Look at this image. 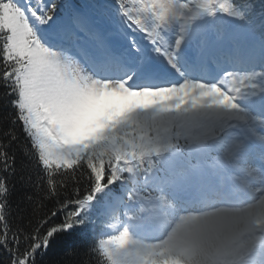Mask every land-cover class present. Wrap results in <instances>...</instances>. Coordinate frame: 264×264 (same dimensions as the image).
<instances>
[{"label": "rangeland", "instance_id": "1", "mask_svg": "<svg viewBox=\"0 0 264 264\" xmlns=\"http://www.w3.org/2000/svg\"><path fill=\"white\" fill-rule=\"evenodd\" d=\"M16 1H0V29L9 33V57L19 66L17 81L21 89L20 107L24 112L26 127L39 145L45 163L71 166L96 138L110 140L112 136L130 130L134 135L139 132L140 138L144 140L140 145V152L147 154L155 150L157 155L154 156V162L157 166L174 175L172 181H168L166 176L160 175L157 179L153 176L151 183L145 177L148 172L143 170L145 174L141 175L142 180L134 182L133 187H125L121 196L107 202L105 212L114 219L106 223L102 247L113 264H145L148 260L147 264H223L226 258L229 264H241L248 260L251 252L245 258L238 257L246 248L252 251L256 244L250 231L246 233L239 208H230L233 210L230 225L234 226L231 230L220 225L216 218L201 220L203 213L194 214L195 218L190 222L183 219L178 224L168 226L161 241L155 243L132 239L125 228L127 222L132 220L140 226L147 224L145 217L138 211V192L150 194L153 203L160 201L163 198L162 185L178 183L180 179L186 180L192 175L201 176L207 172L203 162L212 170H217L231 161L238 171L241 170V153L247 146L238 140L233 131V126L237 125L231 122L235 107L232 108L231 104L224 101L225 97L218 91L200 85L204 95L201 102L193 99L189 103L190 92L187 90L186 94H181L175 89V94H165L156 102L146 97L133 99L131 103H109L98 113H92L87 120L89 103L63 80L62 70L66 65L62 57L64 54L49 51L41 45L39 40L42 36L34 34V28L28 26L25 10ZM28 1L32 4L39 23L48 29L56 27L57 33L58 28L65 30L67 21L71 27H76L74 21L79 9L97 23L110 24L114 33L134 35L137 27H141L146 34L158 36L160 31L156 27V21L164 26L168 25L165 12L158 11L152 0ZM221 2L222 0L200 1L198 12L204 22L211 24L210 30H204L201 26L200 32L203 35L200 39L204 41L214 36L213 38L221 40L219 48L231 49L235 54H228L236 58L239 55L252 58L256 53L264 52V12L255 20L243 22L234 10ZM179 5H182L181 0L173 5L176 15L179 14ZM219 15L222 19L218 18ZM50 17L56 20L57 26L49 25ZM172 22L174 30H178L174 18ZM234 22L239 24L232 29L230 25ZM59 37L62 39L65 36ZM127 40L130 43L134 39L128 37ZM260 57L262 59L253 72L243 69L236 73V85L241 90H251L254 93L252 98L256 101L264 99V53ZM215 99L230 112L221 110L217 114L211 111L209 105ZM242 110L243 108H238V112ZM255 115V112H251L245 127L253 136L264 138L260 132L264 117L258 120ZM197 120L204 122V130L199 128ZM183 121L191 123L187 128H181ZM172 122L180 123L173 142H178V133L183 135L181 145L184 149L180 153L176 152L167 136ZM211 129H219L220 136L214 142V153L208 156L206 149L201 148L202 145L197 144L194 137L199 133L209 134ZM207 140L205 137L201 139ZM209 141L210 138L206 143ZM124 157L120 161L125 166L136 155L128 153ZM176 165L177 168L174 169ZM153 208L156 216H160L154 205ZM207 212L204 211V214Z\"/></svg>", "mask_w": 264, "mask_h": 264}, {"label": "trees", "instance_id": "2", "mask_svg": "<svg viewBox=\"0 0 264 264\" xmlns=\"http://www.w3.org/2000/svg\"><path fill=\"white\" fill-rule=\"evenodd\" d=\"M221 3L243 22L264 12V0ZM8 35L0 29V264H113L102 247L108 222L102 211L130 172L148 162L144 154L128 168L119 162L140 153L139 136L97 139L71 166L46 165L23 119Z\"/></svg>", "mask_w": 264, "mask_h": 264}, {"label": "bare ground", "instance_id": "3", "mask_svg": "<svg viewBox=\"0 0 264 264\" xmlns=\"http://www.w3.org/2000/svg\"><path fill=\"white\" fill-rule=\"evenodd\" d=\"M176 1L154 0L156 8L165 12L168 25L164 30L162 29L160 37L154 40L147 38L144 34L138 36V40L143 43L142 49L139 51H136L137 47L134 45L133 47L117 45L112 52L109 49V42H105L108 36L107 30H109L107 25H98L96 30L90 31L89 25L96 21H90L89 16L83 10L77 11L75 22H78V25L70 35L76 44L81 45L91 54L92 60L98 62V66L102 64L99 75L107 78L106 81L102 82L100 78L91 75L76 56L70 57L67 54L62 56L66 64L62 70L64 82L69 88L78 91L89 103L87 120L92 113H97L102 108H106L109 103L115 105L122 101L130 102L133 98L139 100L140 98L146 99V97H150L153 102H156L162 99L165 94L173 95L174 87L175 89L178 88L181 94H186L187 90L190 92L189 103H192L193 99L201 102L204 98L202 89L199 84L193 83L191 80L195 79L193 72L195 67L192 69L188 66L182 56L181 51L185 48H195L199 57L196 82L204 81L207 78L212 81H219V83L224 80L225 83L236 88V70L249 69L251 72L254 71L262 59L260 56L264 52L256 53V56L252 58H248L246 55H239L237 58L231 54L224 56L216 50V47L221 44V40L219 41L213 36L197 45L203 35L200 32L201 26L204 25L203 17L198 12V5L201 0H181L183 6L180 13V25L178 30H174L173 18L176 21V27L179 24L177 15L173 11V3ZM22 4L30 16L34 17L31 4L26 0L22 1ZM35 23L36 26L39 25V23ZM39 29L42 32H47L43 27H39ZM174 53L177 54L175 61L173 60ZM228 53L234 52L228 49ZM225 68L229 69L224 76L215 75L217 72L224 71ZM161 70L163 73H160ZM140 78L143 81L137 86L136 81ZM227 90L229 89L227 88ZM232 96L235 98L242 96L241 98L245 99L246 102L253 100L250 90L245 91L236 88L232 90ZM257 103L259 106L264 105L262 100ZM209 109L217 114L221 113V110L226 113L230 112L217 99L210 103ZM234 114L235 112L232 116ZM263 149L264 146L259 145L256 141L254 147L241 154V170L237 182L243 183V189L246 187L247 195L251 197L244 206L238 207L239 214L246 226V233L255 228L264 231V188L259 189L264 184V178L258 170L260 165L264 164L263 162L258 164L264 158ZM228 170L229 173H237L233 169ZM224 173L225 171L220 175H214L213 178L210 175H206L202 179L193 176L192 184L183 183L173 191H163V198L153 203L160 216L157 217L153 209L149 212L151 217L149 219L153 218L158 224V228L154 227L155 230H153L152 224L149 231L147 226L145 228L136 227L134 223H132V227L137 228L139 237L148 238L149 236L152 240V236L158 234L161 236L162 230L165 231L168 226L178 224L183 219L190 222L195 218L194 214L203 213L201 220H205L207 217L216 218L220 225L223 224L228 227V230H231L234 228L230 225L233 217V210L230 209L232 206L229 200H225L219 193L227 194L233 189L229 182L226 183ZM247 174L249 175L248 178H246ZM216 177L220 179L219 183L215 180ZM231 184L233 185L234 182L231 181ZM205 189H208L206 193ZM184 196L189 197L190 202L197 204L191 205L190 202H182L181 198ZM204 211H208L207 214H204ZM241 264H264V244L256 246L250 258Z\"/></svg>", "mask_w": 264, "mask_h": 264}]
</instances>
